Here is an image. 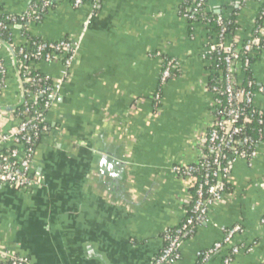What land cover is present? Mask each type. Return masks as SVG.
Here are the masks:
<instances>
[{
	"label": "crops",
	"instance_id": "0c3cea01",
	"mask_svg": "<svg viewBox=\"0 0 264 264\" xmlns=\"http://www.w3.org/2000/svg\"><path fill=\"white\" fill-rule=\"evenodd\" d=\"M35 0H0V16L24 14ZM190 0H49L40 21L10 26L14 48H30L26 32L45 41L70 38L75 60L47 113L35 148L32 175L39 185L22 190L0 185V264L17 255L30 264H151L164 235L186 218L195 178H179L174 165L193 164L213 122L209 89L213 66L203 55L217 31L190 22L180 8ZM264 0H208L207 11L233 23L226 45L249 40ZM24 30V31H23ZM166 58L178 69L165 85ZM6 66L0 107L21 96L10 50L0 44ZM35 67L51 81L58 61ZM254 106L264 110V49L249 70ZM246 74H238L243 82ZM159 95L157 98L156 96ZM0 111V135L16 124ZM251 161L238 160L227 193L187 238L174 264H222L223 246L208 260L198 256L238 227L231 264H264V131ZM100 151L117 162L106 168Z\"/></svg>",
	"mask_w": 264,
	"mask_h": 264
},
{
	"label": "built area",
	"instance_id": "2783aa9c",
	"mask_svg": "<svg viewBox=\"0 0 264 264\" xmlns=\"http://www.w3.org/2000/svg\"><path fill=\"white\" fill-rule=\"evenodd\" d=\"M207 2L208 0H190L180 8L179 14L192 23L198 21L213 26L211 22L214 21L218 28L216 43L209 46L203 55L212 64L214 77H217L209 86L214 96L213 122L204 135L199 158L193 164L174 165L171 168L179 178L196 179V174L202 172L203 182L195 189L189 216L178 227L165 232L164 245L151 264H174L178 260L183 242L206 221L210 208L221 202L227 193V180L235 163L238 160L251 161L257 157L258 141L243 132L241 122L255 120L264 128V110L255 107L253 103L254 81L250 77L243 82L238 80V74H246L249 70L251 58L264 49V29L258 26L253 36L243 44L234 42L226 45L224 39L229 33L230 22L224 21L220 15L212 20L207 11ZM82 3L83 0H74L73 5L79 7ZM49 4V0H41L42 10ZM37 8V5H32L22 15L5 16L0 21V28L9 29L14 24L32 21V13ZM260 16L264 17V2ZM76 52L77 44L70 38L53 42H30L29 49L17 50L21 60L29 62L20 74L22 85L27 83L29 87L24 90L22 110L12 115L15 126L7 134L0 135V185L31 190L40 184L32 175V159L37 146L33 137L46 130L47 113L67 78ZM212 54H224L222 68ZM240 56H243L241 60ZM42 61L62 63L61 78L51 81L43 75L35 67V64ZM178 66L175 59H165L160 76L162 86L172 79ZM6 72V66L0 59V91L5 87ZM219 80L222 82L221 87ZM256 89L255 86L254 90ZM257 91L263 92V89L258 88ZM247 111H250L249 115L246 114ZM260 223L264 224V216ZM238 231V227L227 229L222 241L214 243L198 256L206 261L227 245L231 247L230 253L222 264H231L233 257L240 251L237 246L232 245L233 237ZM7 260L8 264H30L26 258L17 255L8 256Z\"/></svg>",
	"mask_w": 264,
	"mask_h": 264
},
{
	"label": "trees",
	"instance_id": "16d2710c",
	"mask_svg": "<svg viewBox=\"0 0 264 264\" xmlns=\"http://www.w3.org/2000/svg\"><path fill=\"white\" fill-rule=\"evenodd\" d=\"M32 5H37L38 6V8L35 11H33V13H32V16H33V18H32L33 20L32 21H34V22L40 21L42 16H43V14H44V12H45V10H46V8L42 10L41 0H35ZM210 16L212 17L211 19L213 20L215 18V16H217V14L210 13ZM4 17L5 16H0V21H2L4 19ZM224 21L229 22L227 20H224ZM261 24H262L261 20H257V27L259 26V28H262ZM20 25H21L22 28L25 29V27L27 25V22H22ZM211 25H213L212 31H214V32L218 31V28L215 26L214 21L211 22ZM233 27H234L233 23L230 22V24L228 25V31H231ZM26 36L29 38V40L31 42L40 43V42L44 41L42 39H38V38L30 36L27 32H26ZM0 44H7L13 49L15 57H16L17 70L19 72V75L22 74L23 68L28 66L29 62L22 61L21 57L17 53L18 49L13 47V42H12L10 28L9 29L0 28ZM212 56L217 59L218 66L220 68H222V64H223L222 60H223L224 54H219V55L212 54ZM242 58H243V56H240L239 59L241 60ZM252 60H253V57L251 58V62H252ZM31 74H33V73H31ZM246 76L248 78L250 77V72L249 71H247ZM20 78H21V76H20ZM214 78H217V77L213 76V78H211L212 80L210 81L209 86L212 84ZM218 84H219L220 87L222 86V82L221 81ZM28 87H29V85L27 83L23 84L24 90L27 89ZM254 89H255V86L252 88V90L255 91ZM21 110H22V107L20 106L16 110L13 111V114H15V113H17V112H19ZM246 114L249 115L250 111H247ZM241 124L243 126V132L246 135L254 138L258 142L262 139V137H261L262 134L261 133H263L264 128L262 126H259L255 120H251V121L247 120L246 122H241ZM41 134L42 133L39 132V134H37L36 136L33 137L34 143H36V145L38 144L39 139L41 138ZM202 175H203L202 172L196 174V177H197L196 178V185H195L194 189L192 190V192H193L192 201L194 200L195 189L198 186L202 185V182H203L202 181ZM227 187H228V184H227ZM191 207H192V202H191L190 206L187 208L186 217L189 216L190 211H191Z\"/></svg>",
	"mask_w": 264,
	"mask_h": 264
},
{
	"label": "water",
	"instance_id": "95a60500",
	"mask_svg": "<svg viewBox=\"0 0 264 264\" xmlns=\"http://www.w3.org/2000/svg\"><path fill=\"white\" fill-rule=\"evenodd\" d=\"M5 45L6 47H8V49L10 50L11 52V55L13 57V60H14V65L16 67V57H15V54H14V51L13 49L7 45V44H3ZM16 75H17V78H18V81H19V84H20V88H21V96H20V99H19V102L17 105L15 106H7V107H0V111H14L16 110L18 107H20L25 99V96H24V88H23V85H22V81H21V78H20V75H19V72L17 70V67H16ZM109 156V153L105 152V151H100L98 152L97 154H95V157H98L99 158V161L102 163V164H105L106 168H113L115 169L116 166H118L117 162L114 161V160H110V158H108Z\"/></svg>",
	"mask_w": 264,
	"mask_h": 264
}]
</instances>
